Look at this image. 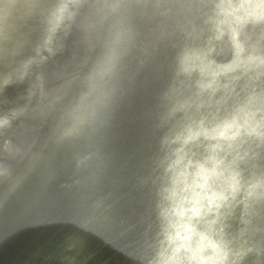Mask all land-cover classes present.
<instances>
[{"label":"clouds","instance_id":"9594fccd","mask_svg":"<svg viewBox=\"0 0 264 264\" xmlns=\"http://www.w3.org/2000/svg\"><path fill=\"white\" fill-rule=\"evenodd\" d=\"M156 264H166V262L162 258L158 257ZM220 264H223V262H220Z\"/></svg>","mask_w":264,"mask_h":264}]
</instances>
